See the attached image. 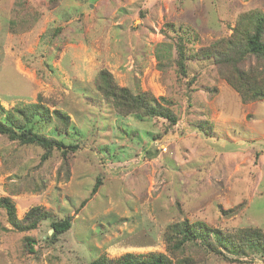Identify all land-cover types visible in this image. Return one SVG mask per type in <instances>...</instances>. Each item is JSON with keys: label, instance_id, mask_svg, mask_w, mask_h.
Listing matches in <instances>:
<instances>
[{"label": "rangeland", "instance_id": "1", "mask_svg": "<svg viewBox=\"0 0 264 264\" xmlns=\"http://www.w3.org/2000/svg\"><path fill=\"white\" fill-rule=\"evenodd\" d=\"M254 12L264 14V0H0V103L11 110L42 99L71 124L68 132L55 122L37 129L79 144L42 160L43 148L0 133V198L13 200L20 219L35 206L52 214L21 232L0 207V264L170 255L167 227L185 218L224 232L264 231V98L243 101L212 60L192 57L238 23L250 28ZM181 38L193 53L186 77L175 62ZM164 43L169 55L157 58ZM102 69L134 93L164 97L178 122L117 114L95 86ZM66 216L71 228L51 238V223ZM207 258L195 264H264L258 252L237 262Z\"/></svg>", "mask_w": 264, "mask_h": 264}, {"label": "trees", "instance_id": "2", "mask_svg": "<svg viewBox=\"0 0 264 264\" xmlns=\"http://www.w3.org/2000/svg\"><path fill=\"white\" fill-rule=\"evenodd\" d=\"M250 19L252 22L250 28L248 25L238 23L229 38L200 47L194 54L192 53V57L212 60L219 69L220 75L240 93L245 102L264 98V68L261 69L264 67V14L254 12ZM185 42L181 38L176 43L175 59L178 72L183 77L188 74L187 60L192 55ZM169 50L171 48L166 43L160 44L157 48V58L169 55ZM247 58H254L256 64L245 68L244 63ZM95 86L101 95L111 102L119 115L161 117L171 125L178 122V115L160 101L167 102L164 97L157 98L148 91L134 93L128 87L120 86L107 69L99 72ZM54 122L60 132L69 131L70 115L61 109L51 110L42 99L11 110H7L0 103V133L20 144H32L43 148L45 152L42 160L48 159L55 149L60 150L63 157H66L69 152H75L79 148L77 143L67 144L64 140L48 136L37 129V124L48 126ZM197 127L206 134H212L211 126L205 122H199ZM100 184L101 178L97 177L91 195L97 192ZM86 202L87 198L81 201L80 207ZM240 206L243 204L241 203ZM0 207L6 211L7 221L11 227L21 232L37 228L41 221L52 216L50 211L35 206L20 219L17 216L15 203L10 197H1ZM71 226L70 216L54 220L51 223L53 233L50 237L58 238ZM165 240L170 255L161 252H151L146 255L126 253L117 259L98 257L87 264H195L200 259L195 257L196 254L205 259L210 253L226 261L235 262L239 261V257L255 252L264 257V231L258 227L224 232L203 220L190 221L185 218L168 225ZM35 246L34 238L27 236L26 250L33 254L36 251ZM230 254L235 257L231 258Z\"/></svg>", "mask_w": 264, "mask_h": 264}]
</instances>
